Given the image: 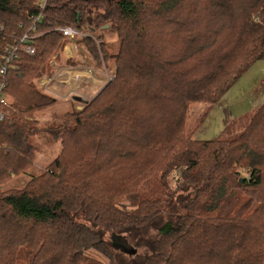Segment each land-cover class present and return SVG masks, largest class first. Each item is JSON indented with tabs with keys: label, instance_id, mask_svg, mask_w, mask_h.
Returning <instances> with one entry per match:
<instances>
[{
	"label": "trees",
	"instance_id": "1",
	"mask_svg": "<svg viewBox=\"0 0 264 264\" xmlns=\"http://www.w3.org/2000/svg\"><path fill=\"white\" fill-rule=\"evenodd\" d=\"M41 1L0 0V61L24 34H40L37 54H19L8 73L0 264H264V103L237 137L187 131L191 103L211 109L264 60V0H47L35 23ZM106 25L119 38L117 53L103 50L114 79L84 109L39 128L37 113L57 98L34 79L67 39L57 28ZM83 40L100 65L92 37ZM40 130L61 142L59 154L2 189L33 169Z\"/></svg>",
	"mask_w": 264,
	"mask_h": 264
},
{
	"label": "rangeland",
	"instance_id": "2",
	"mask_svg": "<svg viewBox=\"0 0 264 264\" xmlns=\"http://www.w3.org/2000/svg\"><path fill=\"white\" fill-rule=\"evenodd\" d=\"M102 9H94V11ZM108 26L106 30L98 29L93 33L92 48L100 55V62L94 59L92 50L83 38L63 39L58 52L54 53L48 63L50 71L34 79L37 89L45 94L56 97V104L37 113L39 128L45 130L60 124L68 110H82L93 100L100 90L115 77V59L105 60L104 49L117 53L119 38ZM53 81L46 86L45 80ZM61 94L56 95L53 92ZM65 96V97H64ZM81 97V99L77 98ZM12 99L10 98V101ZM264 103V60L257 61L229 89L223 99L209 109L204 103H191L187 117V131L197 140L229 139L239 136L250 122L257 108ZM206 115L203 123L202 117ZM43 130L31 138L38 148L37 158L32 170L26 175L16 177L14 184L2 186H23L32 175L44 171L59 154L62 146L59 140ZM242 176L247 170L240 169ZM147 195H152L147 193ZM88 255L103 263L107 259L97 251L89 250Z\"/></svg>",
	"mask_w": 264,
	"mask_h": 264
},
{
	"label": "built area",
	"instance_id": "3",
	"mask_svg": "<svg viewBox=\"0 0 264 264\" xmlns=\"http://www.w3.org/2000/svg\"><path fill=\"white\" fill-rule=\"evenodd\" d=\"M47 0H42L39 2V7L41 9L39 16L35 19V23L38 20H41L44 9L46 6ZM33 31L37 30L35 26H33ZM58 31L62 32L64 36L67 38L73 39V38H85V37H92V33H88L85 31H82L76 27L66 26V27H59L57 28ZM40 34H30L27 32L24 34L20 40L19 43L16 45H12L7 48V53L5 56H3V59L0 61V121H3L8 118L10 115L9 110L7 109L10 103V97L6 93L7 88V79H8V73L9 69L12 66L13 61L17 58V56L21 53H24L29 56H33L37 54V48L32 44L33 40L37 38ZM94 39V38H93ZM53 80H45V85L48 86ZM50 92L55 93L58 96L59 93L54 92L49 89ZM65 97V96H64ZM83 100V98L81 97Z\"/></svg>",
	"mask_w": 264,
	"mask_h": 264
},
{
	"label": "water",
	"instance_id": "4",
	"mask_svg": "<svg viewBox=\"0 0 264 264\" xmlns=\"http://www.w3.org/2000/svg\"><path fill=\"white\" fill-rule=\"evenodd\" d=\"M77 99H80V98L78 97ZM113 240H114V246L115 247L121 248L123 251L128 252V253H134L135 252V250L129 246L127 240L124 237L114 236Z\"/></svg>",
	"mask_w": 264,
	"mask_h": 264
}]
</instances>
